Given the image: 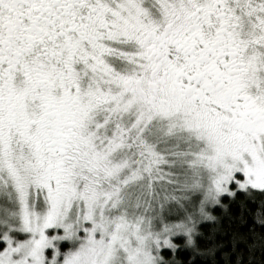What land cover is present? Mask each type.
Wrapping results in <instances>:
<instances>
[{
  "label": "snow or ice",
  "instance_id": "6c2138e0",
  "mask_svg": "<svg viewBox=\"0 0 264 264\" xmlns=\"http://www.w3.org/2000/svg\"><path fill=\"white\" fill-rule=\"evenodd\" d=\"M241 192L255 238L264 0H0V264H177Z\"/></svg>",
  "mask_w": 264,
  "mask_h": 264
},
{
  "label": "trees",
  "instance_id": "16d2710c",
  "mask_svg": "<svg viewBox=\"0 0 264 264\" xmlns=\"http://www.w3.org/2000/svg\"><path fill=\"white\" fill-rule=\"evenodd\" d=\"M222 206H214L211 214L215 220L201 221L196 236V247L189 246L186 239L175 238L181 246L177 249L175 257L170 250L165 249L163 255L165 259H175L177 264H213V258L206 255V250L217 243H224L228 248L231 247L233 233L239 232L248 235L249 227L254 223L251 214L244 213V206L254 207L244 193H238L233 199L222 197ZM244 215L247 223L241 224L240 217ZM256 237L248 235L246 243H240L239 248L244 249L245 264H264V228L256 227ZM255 244L251 255L248 254V245ZM199 249V252L197 251ZM205 253V254H201ZM216 260L223 264L220 254L217 253Z\"/></svg>",
  "mask_w": 264,
  "mask_h": 264
},
{
  "label": "rangeland",
  "instance_id": "374dc122",
  "mask_svg": "<svg viewBox=\"0 0 264 264\" xmlns=\"http://www.w3.org/2000/svg\"><path fill=\"white\" fill-rule=\"evenodd\" d=\"M213 207H214V206H213ZM213 207H210V209H209L210 212H211V210H212Z\"/></svg>",
  "mask_w": 264,
  "mask_h": 264
}]
</instances>
